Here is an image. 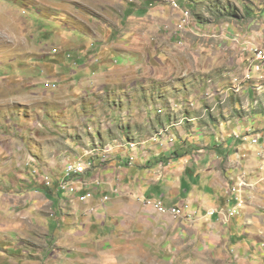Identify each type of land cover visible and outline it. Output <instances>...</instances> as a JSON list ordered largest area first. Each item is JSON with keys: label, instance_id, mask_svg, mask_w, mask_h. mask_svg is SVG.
Returning <instances> with one entry per match:
<instances>
[{"label": "rangeland", "instance_id": "374dc122", "mask_svg": "<svg viewBox=\"0 0 264 264\" xmlns=\"http://www.w3.org/2000/svg\"><path fill=\"white\" fill-rule=\"evenodd\" d=\"M175 1L0 0V264H257L232 219L142 197L137 170L162 181L173 147L264 155V0ZM75 162L84 186L59 194ZM221 185L245 208L253 186Z\"/></svg>", "mask_w": 264, "mask_h": 264}, {"label": "crops", "instance_id": "0c3cea01", "mask_svg": "<svg viewBox=\"0 0 264 264\" xmlns=\"http://www.w3.org/2000/svg\"><path fill=\"white\" fill-rule=\"evenodd\" d=\"M246 138L216 143L213 151L206 150L209 154L202 151V155L194 161L191 152L184 151L183 145L173 147L153 158L155 163L162 161L169 166L167 171H170L171 175L162 181H159L157 177L147 179L146 177L152 174L154 168L151 171L138 169L136 175L143 171L140 174L142 179L139 186L143 191L144 199L164 197L168 201L188 203L195 207L200 215L206 216L204 217L206 221H209L208 216L213 212L215 213L213 216L216 215L226 221L232 219L228 229L231 232L230 238L236 261L244 257L247 261L264 264V160L259 155L262 147L251 146ZM224 156H229L231 162L227 165L228 179L223 177L220 166L217 164ZM170 157L176 159L167 162L163 160ZM147 160L146 164L150 162ZM243 173L245 175H242ZM233 179L236 181L243 179L253 187L244 188L246 205L239 211V213L242 212L240 216L235 215L225 219L219 215L220 211L228 210L233 206L234 195L232 197L228 190L223 192L221 183L228 185Z\"/></svg>", "mask_w": 264, "mask_h": 264}, {"label": "bare ground", "instance_id": "6f19581e", "mask_svg": "<svg viewBox=\"0 0 264 264\" xmlns=\"http://www.w3.org/2000/svg\"><path fill=\"white\" fill-rule=\"evenodd\" d=\"M259 54H261V53H259ZM258 60H260V59H258ZM74 166H75V163L70 164V165L67 166V169H66V172L64 174V177L67 176V174L69 173V171L71 170V168L74 167ZM76 167H77V174H83L84 171L86 170V164L85 163H81V162L76 163ZM80 176L81 175H77V176H73V177L67 179L64 182L62 191H60L59 193H62V194H73L74 195V194H76V192H78V190H81V188H83L84 185L83 184H80L79 185L78 183H76L77 178L80 177ZM63 178H61L60 181L58 182L57 188H59V183H63ZM49 179L46 178L47 185L50 184L49 182L51 180L49 181ZM77 185H79L80 189L77 188ZM83 191H85V189ZM147 202L149 204H153L155 207H157V209L161 213H170V214H172L174 216H180L182 214V212H183V210H181L179 208H176V207H173V208H169L167 206L165 207V206L162 205V202L161 201H158V200H149ZM235 208H237L235 210V213H237L238 211H240V209H242V203H238L235 206Z\"/></svg>", "mask_w": 264, "mask_h": 264}, {"label": "built area", "instance_id": "2783aa9c", "mask_svg": "<svg viewBox=\"0 0 264 264\" xmlns=\"http://www.w3.org/2000/svg\"><path fill=\"white\" fill-rule=\"evenodd\" d=\"M171 2H176V1L175 0H171ZM257 59H260V62H261V61H263L264 56L262 54H257ZM261 156H262V158L264 160V155H261ZM77 175H84V174H77V167H76V162H75V166L72 167L71 170L69 171V173L67 174V176L63 178V183H59L58 192L62 191L64 182L67 179H69V178H71L73 176H77ZM45 181H46V179H45ZM235 193H236V191H235ZM90 197H91V195H84L80 199L81 200H86V199H88ZM233 202H234V205L229 210L223 211V216L231 217L232 215H240L241 214V213H235V204L236 203H244V200L241 197H236V195H235L233 197ZM162 205L165 206L163 203H162Z\"/></svg>", "mask_w": 264, "mask_h": 264}, {"label": "trees", "instance_id": "16d2710c", "mask_svg": "<svg viewBox=\"0 0 264 264\" xmlns=\"http://www.w3.org/2000/svg\"><path fill=\"white\" fill-rule=\"evenodd\" d=\"M172 155H175V153H172ZM175 159H176V158H171V157H170V158H167L166 160H165V159H163V160L167 162V161H171V160H175ZM182 190H184V189H182Z\"/></svg>", "mask_w": 264, "mask_h": 264}, {"label": "clouds", "instance_id": "9594fccd", "mask_svg": "<svg viewBox=\"0 0 264 264\" xmlns=\"http://www.w3.org/2000/svg\"><path fill=\"white\" fill-rule=\"evenodd\" d=\"M234 205V204H233ZM174 206H176V205H174ZM229 210V209H228ZM222 211H227V210H222ZM220 213V212H219ZM242 213V212H241ZM212 215V214H211ZM220 215H221V213H220ZM222 217H224L223 215H221ZM240 216V215H239ZM238 217V216H237ZM225 219H227L228 217H224ZM232 218V217H231Z\"/></svg>", "mask_w": 264, "mask_h": 264}]
</instances>
